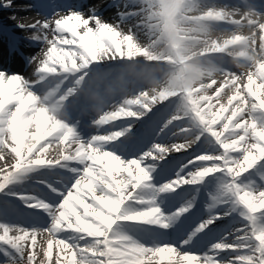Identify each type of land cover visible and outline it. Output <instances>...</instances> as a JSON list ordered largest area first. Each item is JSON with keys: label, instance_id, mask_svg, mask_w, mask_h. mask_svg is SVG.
<instances>
[{"label": "snow or ice", "instance_id": "obj_1", "mask_svg": "<svg viewBox=\"0 0 264 264\" xmlns=\"http://www.w3.org/2000/svg\"><path fill=\"white\" fill-rule=\"evenodd\" d=\"M256 2L264 4L231 0L227 5L255 7ZM112 6L123 8L118 17L122 23L132 22L131 33L121 24L106 22L95 7L87 12L79 7L54 8L51 15L32 23L11 17L17 28L32 33L27 39L40 51L27 57V64L35 66L30 76L0 71V193L16 196L25 210H36L47 223L23 226L5 222L0 215V264H264V246L254 234L256 227L264 226L259 223L264 209L252 210L258 199H264V62L250 64L241 73L225 60L220 69H213L223 73L221 79L209 82L210 94L198 100L180 104L178 98L152 100L133 93L97 113L89 97L118 85L97 74L95 65L105 57L125 55L123 46L131 48L141 34L150 41L158 35L155 18L149 15L154 0L122 4L117 0ZM11 7L13 0H0V8ZM237 19L216 23L233 27ZM89 69L92 74L85 75ZM46 83L57 87L46 90ZM77 84L83 85L79 96ZM61 110L65 115L57 117ZM145 118L156 139L146 151L124 158L147 133L139 127ZM193 124L198 138L189 147ZM169 138L171 142H164ZM198 144L203 150L190 157L187 171L154 188L148 199H139L142 207L133 206L136 190L152 187L154 168L147 161L167 162L171 154L188 152ZM57 147L59 160L50 156ZM42 168L57 175L56 170L65 169L72 175L62 179L60 187L40 181L47 195L10 187L33 179L31 174ZM218 173L228 191L218 184L205 204L207 214L184 229L181 246L166 241L149 244L139 237L180 228L196 203L193 195L165 214L156 203L157 195H179L183 186L200 185ZM120 193L127 200L120 199ZM234 213L242 219L236 221ZM228 217H233L229 225L218 228V222ZM209 233H215V242L208 253L197 255L183 248Z\"/></svg>", "mask_w": 264, "mask_h": 264}, {"label": "clouds", "instance_id": "obj_2", "mask_svg": "<svg viewBox=\"0 0 264 264\" xmlns=\"http://www.w3.org/2000/svg\"><path fill=\"white\" fill-rule=\"evenodd\" d=\"M149 15L156 21L158 35L154 41L148 44L136 42L131 48L123 46L125 55L111 60L105 57L95 65L97 74L116 82L118 87L109 88L104 94L93 93L89 97L93 111L100 113L116 104L117 98L124 102L133 93L152 100L178 98L180 104L210 94L209 82L219 80L223 75L213 70L222 67V59L218 61L208 55L210 51L226 54L241 73L247 71L250 64L264 62V32L261 31L264 4L256 2L255 7L244 8L225 4L219 8L215 4L208 7L202 0H172L169 10H152ZM234 18L238 19L230 32L214 35L218 20L233 22ZM131 31L129 27L128 32ZM257 39L261 41L259 51L256 48ZM92 72L93 69H89L85 75ZM80 79L83 81L84 77ZM56 87L55 84H45L46 90ZM82 92L83 85L77 84L75 95L79 96ZM56 115L63 117L65 113L61 110ZM196 129L197 125L193 124L189 132V147L198 138ZM50 156L59 160L60 148L57 147ZM219 183L226 193L228 190L223 187L226 182ZM258 209H264V199H258L252 210ZM108 226L111 227L110 222ZM254 234L264 246V226L256 227Z\"/></svg>", "mask_w": 264, "mask_h": 264}, {"label": "bare ground", "instance_id": "obj_3", "mask_svg": "<svg viewBox=\"0 0 264 264\" xmlns=\"http://www.w3.org/2000/svg\"><path fill=\"white\" fill-rule=\"evenodd\" d=\"M52 0V3L48 6V7H43V6H38L35 5L33 0H13V7L9 8V9H3L0 8V19L6 23H10L13 25L14 28H17L15 26L16 21H13L11 19L12 16H17V17H21V18H25L27 22L32 23L34 22L36 19L41 18V15H51L53 9L55 8L56 10H60V9H64V11L67 10L68 7H79L80 10L87 12L88 9L93 8L92 7V2L94 0ZM96 1V0H95ZM117 0H106L104 1V5L103 7H95L97 9L100 10L101 13V18L104 19L106 22L108 23H112V24H121V27L123 24L118 17V12L122 11V7L119 8L120 11L117 10V7H113L112 5L114 3H116ZM225 2L224 0H206L203 1V3L207 6L209 4H221ZM119 3H123V0H119ZM31 6V7H30ZM154 23H156V21H154ZM127 24V23H126ZM131 26V23L129 25H126L124 30L125 32L128 31L129 27ZM233 27L229 24H222V25H218L217 26V32L214 33V35H220L221 33H225V32H230ZM19 29V28H18ZM246 30V29H245ZM257 36H259V33L257 34ZM1 38V35H0ZM146 41L147 38H145V36L143 34H141L140 37V41ZM131 43V42H129ZM250 43V42H249ZM259 44H260V40L257 39L256 41V48L257 51H259ZM126 47H128V45H125ZM4 51V46H0V71H4L10 74H15V73H19V74H23L25 76H30L33 69H34V65L31 69H28L29 71H27V69L24 66H8L7 63H5V61L3 60L2 56ZM40 51V47L39 46H35V45H31L30 47V55H35L37 53H39ZM208 55H212L213 57H215L218 61H220L222 59L223 63L225 62V60L228 61V63H230V65L235 68L232 63L228 60V58L223 57L222 53L219 51H210L208 53ZM223 57V58H221ZM236 69V68H235ZM238 70V69H236ZM239 71V70H238ZM222 76H220L221 79ZM56 172L59 173V175L57 174H50L49 170L47 168H42L41 172L38 173H32L31 176L33 177V179H29V180H25L23 183L18 184V185H13L10 186L14 189V191L16 192H21V191H28V192H40L43 193L42 189H40L39 187H37L32 180L37 179V178H45V179H49L50 181H53L57 176L62 178H67L68 176L72 175V174H67V171H63L62 169H58L56 170ZM43 173V174H41ZM68 175V176H66ZM51 199V198H50ZM1 202L4 203H9L7 205V210H9L8 212H0V215H2V218L5 222L8 223H12V222H21L25 225H32L35 224L37 227L39 226H43L44 224L47 223V218L44 216H41L37 213L36 210L34 209H27L25 210L24 205L22 202L12 199V200H3L0 198ZM17 213L18 216H10L9 214L11 213ZM201 216H205L207 213L206 211H201ZM23 215V216H22ZM33 217L32 219H28L27 217ZM240 219H236V221H240ZM231 220H228L227 218H224L223 220L218 222V228H224L225 226L229 225ZM235 227H239L240 224L236 223L234 225ZM185 229V226L183 225L182 227H180V229L178 230V228L173 229V231H168V230H158L156 232H151L152 236L155 238H150L149 236L146 235H142L141 233L139 234V237L143 240L148 242L149 244L153 241H166L169 243H173L176 244L177 246H181L180 242H178L177 240V234L178 232L181 230V233H183ZM171 230V229H170ZM162 234V235H161ZM47 237V236H45ZM184 249H187L188 251H192L194 249L193 248H189L188 246L183 247ZM203 248L200 247L197 252L198 253H203ZM203 255V254H202Z\"/></svg>", "mask_w": 264, "mask_h": 264}, {"label": "rangeland", "instance_id": "obj_4", "mask_svg": "<svg viewBox=\"0 0 264 264\" xmlns=\"http://www.w3.org/2000/svg\"><path fill=\"white\" fill-rule=\"evenodd\" d=\"M203 1H206V0H202V2ZM47 2L50 3V1H48V0L46 1V3ZM171 3H172V0H154L155 7L152 8V10L153 11H160V12L167 11V10H169ZM94 6L95 5L92 2V7H94ZM117 10L120 11L119 8H117ZM130 23H132V22H128L127 24L126 23L123 24L122 28H125L126 25H129ZM124 30H126V29H124ZM151 41H154V40H151ZM151 41L149 39H147L146 41L145 40L140 41V43L141 44H148ZM27 71H29V70H27ZM227 95H228L227 93L224 94L223 98L225 100L227 99ZM158 118H159L158 114H157V116L152 117L153 120L158 119ZM150 124H151V121H149L148 118H145V124L140 125L139 127L141 128L142 131L145 129H148L147 133L145 135H143L142 137H140L133 145L130 146L129 153L124 158H132V153H135L138 155L141 150L146 151L150 147L153 140L156 139L155 137H153L151 135ZM157 142H159V141H157ZM164 142H171V138H169L168 140H165ZM203 147H204L203 145L198 144V145L194 146L192 149L188 150V152H180V153L171 154L167 158V162L160 161L157 163L154 161H147L146 163L149 166H152L154 168V171L151 173L152 180L150 182L152 187L137 189L136 193L134 194L136 197V200L133 201V206L134 207H142L138 204L139 199H148L149 197L154 195V188L159 187L160 185H162L163 183L167 182L170 179H174L176 177L177 173L183 174L185 171H187L188 169L185 168V165H187L188 160L190 159L191 156H194L198 152L202 151ZM257 163L259 164L261 162H257ZM254 168H255V166H254ZM261 172H264V169H261ZM219 176H221V174H219V173L215 174V175H210L209 177H206L205 181L202 182V184H200V185H196V186L185 185V186H183V189L177 190L179 192V195H177L175 193L159 194L156 196V203L158 206L161 207L162 211L165 214H168L171 211L178 208L180 202L183 203L182 197L185 194L184 192H186V194L187 193L190 194L188 199H191L192 196L195 195L196 196L195 206H194L193 210L191 211V214L188 215L186 219L181 221V227L184 225L186 228L188 225H194V223L200 218L201 211L205 210V204L207 202H209L210 195L215 193L217 186L219 184V180L217 179V177H219ZM253 179H257V177L254 176ZM32 182L35 184L38 181H37V179H34V180H32ZM245 183H247V181H245ZM117 192L119 193V187L117 188ZM0 198L3 200L5 199L3 196V193H0ZM120 199L127 200V197L123 196V194L120 193ZM8 204L9 203H4V202L0 201V212L4 211V212L9 213V210H7ZM114 207H115V205H114ZM9 215H11V216L15 215L16 216V213L13 212ZM44 217H46V216H44ZM233 217L235 218V220L237 218L242 219V217H240L238 213H234ZM233 217H228L227 219L232 220ZM259 223L264 224V218H262L259 221ZM147 227H157V226H147ZM170 229L168 231H173L172 228H170ZM179 229L180 228H178V230ZM160 230H164V229H160ZM141 234L149 236L150 238H155L152 236L151 233H141ZM181 235H183V234L181 233V230H180L177 234V237H176L179 242H181V240H180ZM47 239H48V237H44L41 242L43 243V241L47 240ZM214 242H215V233H209L203 237H200V239L196 240L194 243H190L188 245H183V246H185V247L188 246L189 248L194 247V249L191 252H193L197 255H202V254L208 253L211 250V244ZM200 247L203 248V250H202L203 253L197 252V250ZM0 255H2V253H0Z\"/></svg>", "mask_w": 264, "mask_h": 264}]
</instances>
